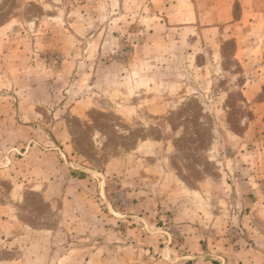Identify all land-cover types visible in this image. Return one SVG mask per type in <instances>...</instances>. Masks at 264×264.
Returning a JSON list of instances; mask_svg holds the SVG:
<instances>
[{
  "label": "rangeland",
  "instance_id": "374dc122",
  "mask_svg": "<svg viewBox=\"0 0 264 264\" xmlns=\"http://www.w3.org/2000/svg\"><path fill=\"white\" fill-rule=\"evenodd\" d=\"M0 264H264V0H0Z\"/></svg>",
  "mask_w": 264,
  "mask_h": 264
}]
</instances>
